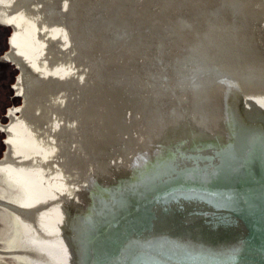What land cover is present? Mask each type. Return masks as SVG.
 <instances>
[{"label":"water","instance_id":"water-1","mask_svg":"<svg viewBox=\"0 0 264 264\" xmlns=\"http://www.w3.org/2000/svg\"><path fill=\"white\" fill-rule=\"evenodd\" d=\"M262 105L264 0H0V264H264Z\"/></svg>","mask_w":264,"mask_h":264},{"label":"snow or ice","instance_id":"snow-or-ice-1","mask_svg":"<svg viewBox=\"0 0 264 264\" xmlns=\"http://www.w3.org/2000/svg\"><path fill=\"white\" fill-rule=\"evenodd\" d=\"M262 106H264V105H262ZM3 130H4L3 128H0V131H3ZM4 143H5V144H8L9 141H8L7 139H5ZM145 163H147V162H145ZM172 163L175 164V160H173ZM177 250H182V251H184L185 253L188 252L187 249H180V248L170 249L169 251L175 252V251H177ZM157 251H158L159 254H161V255H166V254H167L166 252H164V250H163L162 248H161V249H157Z\"/></svg>","mask_w":264,"mask_h":264},{"label":"flooded vegetation","instance_id":"flooded-vegetation-1","mask_svg":"<svg viewBox=\"0 0 264 264\" xmlns=\"http://www.w3.org/2000/svg\"><path fill=\"white\" fill-rule=\"evenodd\" d=\"M6 27H9V26H6ZM9 30H10V33H11V28L9 27ZM8 49V48H7ZM16 69V68H15Z\"/></svg>","mask_w":264,"mask_h":264}]
</instances>
